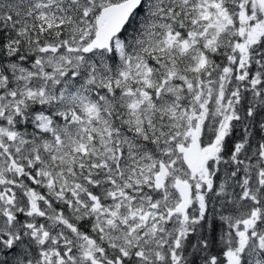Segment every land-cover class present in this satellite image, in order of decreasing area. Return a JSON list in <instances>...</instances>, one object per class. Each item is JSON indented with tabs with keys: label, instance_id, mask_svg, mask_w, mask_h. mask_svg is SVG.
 I'll use <instances>...</instances> for the list:
<instances>
[{
	"label": "snow or ice",
	"instance_id": "1",
	"mask_svg": "<svg viewBox=\"0 0 264 264\" xmlns=\"http://www.w3.org/2000/svg\"><path fill=\"white\" fill-rule=\"evenodd\" d=\"M0 264H264V0H0Z\"/></svg>",
	"mask_w": 264,
	"mask_h": 264
}]
</instances>
